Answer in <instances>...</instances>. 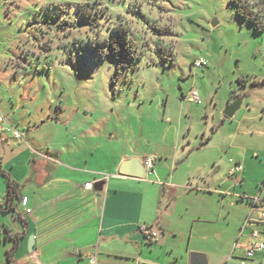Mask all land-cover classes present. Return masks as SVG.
Segmentation results:
<instances>
[{
  "label": "rangeland",
  "instance_id": "obj_1",
  "mask_svg": "<svg viewBox=\"0 0 264 264\" xmlns=\"http://www.w3.org/2000/svg\"><path fill=\"white\" fill-rule=\"evenodd\" d=\"M242 1L264 19L261 1ZM237 2L0 0V153L9 148L5 129L63 106L62 119L87 121L104 139L97 154L107 152L106 166L124 149L140 150L168 159L174 181L187 184L177 187L166 246L159 232L162 264L192 253L239 264L231 257L250 200L264 206V30ZM200 60L208 66L196 69ZM192 89L200 103L184 98ZM231 161L242 164L243 180L231 178ZM5 187L0 175V196ZM248 264H264V254Z\"/></svg>",
  "mask_w": 264,
  "mask_h": 264
},
{
  "label": "crops",
  "instance_id": "obj_2",
  "mask_svg": "<svg viewBox=\"0 0 264 264\" xmlns=\"http://www.w3.org/2000/svg\"><path fill=\"white\" fill-rule=\"evenodd\" d=\"M30 109L33 113L43 107ZM49 111L52 114L53 109ZM63 111L57 106L59 115ZM59 115L23 114L27 128L16 129L24 132V141L15 138L10 128L3 131L9 148L0 153V175L6 180L0 196V264H89L94 254L97 264H162V249L175 234L177 187H187L174 181V165L156 159L153 178L145 181L123 175V163L144 162L152 155L123 148L106 166L107 152L103 150L102 158L97 154L104 139L95 129L86 126L87 121ZM90 182L94 185L88 190L85 185ZM9 184L14 189L11 194ZM150 228L162 233L164 246L147 242L144 233ZM239 238L243 244L249 240L246 232ZM190 257L179 264H190Z\"/></svg>",
  "mask_w": 264,
  "mask_h": 264
},
{
  "label": "built area",
  "instance_id": "obj_3",
  "mask_svg": "<svg viewBox=\"0 0 264 264\" xmlns=\"http://www.w3.org/2000/svg\"><path fill=\"white\" fill-rule=\"evenodd\" d=\"M195 68L196 69H203L208 66L207 62L204 60L196 61L195 62ZM193 102L200 103V97L197 92V90L192 89L189 92L188 96ZM4 119L0 116V123H3ZM14 137L17 138L19 141H24V132H21L19 130L13 131ZM155 162L156 158L152 156H148L144 159V164L147 169V175L145 178L140 180H147L154 174L155 171ZM231 163L234 165L233 169L229 171L230 176H240L243 172V166L240 162H234L231 161ZM109 176L104 177V180H108ZM139 179V178H138ZM102 181V179H100ZM93 182L87 183L85 185V188L88 190L93 189ZM251 204V211L249 215L247 216L246 220L244 221L240 237L244 235V233L248 232V242L243 244L239 240H237L233 256L231 259L237 258L239 264H248L249 261L255 259L258 255L264 254V240H263V234H264V206L260 205V199L255 198L250 200ZM27 214L31 213V209L26 210ZM257 213V214H256ZM145 237L147 242L154 243L158 241L159 238V232L154 229L150 228L145 230ZM89 264H97V255L94 254L89 258Z\"/></svg>",
  "mask_w": 264,
  "mask_h": 264
},
{
  "label": "water",
  "instance_id": "obj_4",
  "mask_svg": "<svg viewBox=\"0 0 264 264\" xmlns=\"http://www.w3.org/2000/svg\"><path fill=\"white\" fill-rule=\"evenodd\" d=\"M213 26H216L213 23ZM244 98H238L234 103L230 104L227 109L224 111V116L227 119H233L236 113L241 109ZM120 173L130 177H135L143 179L147 175V169L145 164L140 159H132L121 165ZM33 237L30 239V251H33ZM32 246V247H31ZM147 264V263H143ZM190 264H208V259L205 255L201 253H192L190 257Z\"/></svg>",
  "mask_w": 264,
  "mask_h": 264
},
{
  "label": "trees",
  "instance_id": "obj_5",
  "mask_svg": "<svg viewBox=\"0 0 264 264\" xmlns=\"http://www.w3.org/2000/svg\"><path fill=\"white\" fill-rule=\"evenodd\" d=\"M261 1L263 4H264V0H259ZM238 5H239V10H238V14L244 18V19H248L250 20V22L252 24H254L256 26V29L262 31L264 30V19H260L259 17L253 15L250 10L243 5V1L242 0H238ZM124 33L122 35H126L124 36L125 39L123 41H121V45H124L126 46L127 45V38H128V34L126 33L127 31L124 29H121ZM122 40V39H121ZM14 189H12V186L9 184V193L11 194V192L13 191ZM11 196V195H10ZM3 205H0V209H2Z\"/></svg>",
  "mask_w": 264,
  "mask_h": 264
}]
</instances>
